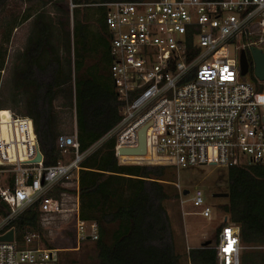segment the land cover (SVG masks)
<instances>
[{"label":"built area","instance_id":"2783aa9c","mask_svg":"<svg viewBox=\"0 0 264 264\" xmlns=\"http://www.w3.org/2000/svg\"><path fill=\"white\" fill-rule=\"evenodd\" d=\"M105 5L110 77L121 119L84 151L77 134L57 136L56 147L70 158L48 166L44 157L33 162L37 151L31 160H21L15 142L19 160H0V202L6 208L0 211V237L14 231L12 241L0 240V264H58L56 249L44 246L41 233L20 237L15 228L37 203L45 229L74 219L78 243L98 239L97 223L79 216V176L83 163L111 139L121 165L264 166V80L256 75L253 56L254 49L264 51V0H120ZM9 111L15 123L31 119L34 125L32 118ZM143 128L146 153L137 157L144 160H124L127 155L120 150L139 147ZM192 200L195 214L214 218L201 189ZM213 248L217 264H242L240 227L227 216Z\"/></svg>","mask_w":264,"mask_h":264},{"label":"trees","instance_id":"16d2710c","mask_svg":"<svg viewBox=\"0 0 264 264\" xmlns=\"http://www.w3.org/2000/svg\"><path fill=\"white\" fill-rule=\"evenodd\" d=\"M4 0H0L1 2ZM120 0H99L103 12L98 20L101 31L106 34V53L111 63V36L105 23V4ZM132 1V0H129ZM90 0H72L75 8L88 5ZM31 49L33 52L44 46L49 38L50 27L42 23ZM88 24L78 20L73 39L81 40V49L88 47ZM67 46L71 48V34L66 31ZM75 42V41H74ZM101 42V40H100ZM35 48V49H34ZM77 62V67L80 66ZM37 58L27 55L20 79L35 81ZM60 69V67L58 66ZM57 68V70H58ZM32 78V79H31ZM108 76L97 72L82 74L75 83L77 139L84 151L108 134L120 121V105ZM57 80L48 83L46 97L52 100ZM37 107V105L35 104ZM38 122L39 116H34ZM36 131V130H35ZM57 135L48 116L41 149L44 164L52 165L64 157L56 147ZM115 140L111 139L93 153L82 165L79 176L80 219L98 225L99 264H181L171 239L170 223L164 201L171 198L165 184L159 180L169 173L172 166L121 165L115 156ZM125 156V160H131ZM1 160V157H0ZM175 168V167H174ZM228 203L222 206L229 221L240 227L244 249L242 264H264V166L230 168L228 171ZM12 179V177H11ZM38 203L21 216L15 228L22 237L28 232H39ZM4 204L0 202V211ZM219 229L217 230L218 233ZM42 235V233H41ZM217 236V235H216ZM210 241V240H208ZM215 240L188 252L190 264H217Z\"/></svg>","mask_w":264,"mask_h":264},{"label":"rangeland","instance_id":"374dc122","mask_svg":"<svg viewBox=\"0 0 264 264\" xmlns=\"http://www.w3.org/2000/svg\"><path fill=\"white\" fill-rule=\"evenodd\" d=\"M93 1L88 5L75 8L72 0H4L0 4V157L1 160L15 162L21 150V160L28 161L30 154L38 150L44 140L48 116L53 123L54 132L74 135L77 133L75 83L77 78L89 71L106 78L111 68L106 53V34L98 20L103 12L101 3ZM42 23L50 27L49 38L42 49L33 52L32 46L37 37L39 17ZM78 20L87 22L88 47L81 49V40L73 39V31ZM66 31L71 34V48L67 46ZM101 40V42H100ZM75 41V42H74ZM35 49V48H34ZM32 53L37 58L35 81L20 79V72L25 68L27 55ZM81 62L77 67V62ZM60 67V69L58 68ZM58 68V70H57ZM54 78L52 100L46 97L47 84ZM32 79V78H31ZM111 82V79L109 78ZM37 105V107L35 106ZM14 117L34 118L14 122ZM36 134H35V130ZM42 151V149H41ZM69 155L63 159L68 160ZM131 161V160H127ZM132 162V161H131ZM152 167L155 164H136ZM12 168L13 166H9ZM229 168L224 166H197L184 169L172 167L159 180L165 184L171 198L164 201L167 210L171 239L175 253L180 256L181 264H190L188 252L193 247H200L205 241L216 239L223 216L222 206L228 203V197L215 194L229 190ZM12 171H9V176ZM197 189L204 192V198L211 206L213 219L208 220L197 214L193 206V196ZM187 190L189 193L184 194ZM88 225V224H87ZM44 246L56 249L58 264H99L98 249L94 241L78 243L76 222H61L45 229L40 225Z\"/></svg>","mask_w":264,"mask_h":264},{"label":"water","instance_id":"95a60500","mask_svg":"<svg viewBox=\"0 0 264 264\" xmlns=\"http://www.w3.org/2000/svg\"><path fill=\"white\" fill-rule=\"evenodd\" d=\"M253 56L256 62V75L259 77V79L264 80V51H261L259 49L253 50ZM241 62L243 66V73H246L248 70V62L245 55V52H242ZM146 153V135H145V128H143L140 132V138H139V147L134 149H128L124 148L120 150V154L127 155V156H140L145 155ZM43 153L41 149L38 147L36 158L33 160V162H41L43 160ZM189 191L185 190L184 194L187 195ZM228 193H221V194H215V196L218 197H228ZM14 231L10 230L8 233L0 237V240H7L12 241L13 240ZM210 241L205 242L204 244H209Z\"/></svg>","mask_w":264,"mask_h":264},{"label":"bare ground","instance_id":"6f19581e","mask_svg":"<svg viewBox=\"0 0 264 264\" xmlns=\"http://www.w3.org/2000/svg\"><path fill=\"white\" fill-rule=\"evenodd\" d=\"M129 158H132L131 161L134 160L136 162H140L141 160H144V158L141 159V157H137V156H129ZM123 159L125 160V156L123 157Z\"/></svg>","mask_w":264,"mask_h":264},{"label":"snow or ice","instance_id":"6c2138e0","mask_svg":"<svg viewBox=\"0 0 264 264\" xmlns=\"http://www.w3.org/2000/svg\"><path fill=\"white\" fill-rule=\"evenodd\" d=\"M229 249H225V251H228Z\"/></svg>","mask_w":264,"mask_h":264},{"label":"crops","instance_id":"0c3cea01","mask_svg":"<svg viewBox=\"0 0 264 264\" xmlns=\"http://www.w3.org/2000/svg\"><path fill=\"white\" fill-rule=\"evenodd\" d=\"M193 248V247H192Z\"/></svg>","mask_w":264,"mask_h":264}]
</instances>
